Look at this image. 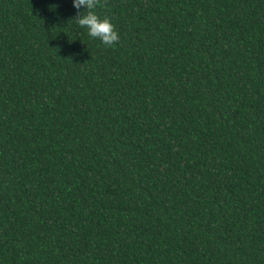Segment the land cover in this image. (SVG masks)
Returning <instances> with one entry per match:
<instances>
[{"label": "trees", "instance_id": "trees-1", "mask_svg": "<svg viewBox=\"0 0 264 264\" xmlns=\"http://www.w3.org/2000/svg\"><path fill=\"white\" fill-rule=\"evenodd\" d=\"M0 0V264H264V0Z\"/></svg>", "mask_w": 264, "mask_h": 264}, {"label": "clouds", "instance_id": "clouds-1", "mask_svg": "<svg viewBox=\"0 0 264 264\" xmlns=\"http://www.w3.org/2000/svg\"><path fill=\"white\" fill-rule=\"evenodd\" d=\"M100 0H71L72 7L77 11L72 19L75 25L84 29L86 35L99 40L105 47H113L119 42L120 36L108 17L101 18L95 11Z\"/></svg>", "mask_w": 264, "mask_h": 264}]
</instances>
